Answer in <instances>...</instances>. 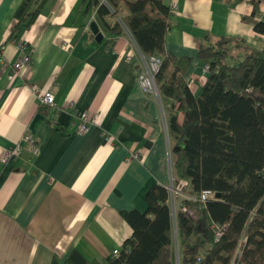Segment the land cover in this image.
<instances>
[{"label":"crops","instance_id":"1","mask_svg":"<svg viewBox=\"0 0 264 264\" xmlns=\"http://www.w3.org/2000/svg\"><path fill=\"white\" fill-rule=\"evenodd\" d=\"M82 1L48 0L13 41L22 0H0V264H53L54 257L64 262L73 250L104 262L133 234L122 211H145L155 184L177 190L184 184L169 133L172 105L139 83L144 54L123 24L127 11L120 6L111 18L125 28L115 35ZM164 4L176 6L166 48L193 59L185 78L195 96L209 74L198 58L206 37H236L232 51L245 55L264 48V34L243 21L252 14L250 0ZM260 9L256 18L264 20V0ZM25 54L30 59L16 71ZM49 91L55 106L41 101ZM83 111L97 120L79 133L73 114ZM175 116L183 123V111ZM25 134L34 137L39 153L9 155L18 143L26 146Z\"/></svg>","mask_w":264,"mask_h":264},{"label":"trees","instance_id":"2","mask_svg":"<svg viewBox=\"0 0 264 264\" xmlns=\"http://www.w3.org/2000/svg\"><path fill=\"white\" fill-rule=\"evenodd\" d=\"M262 0H250L253 11L243 21L264 34L257 19ZM48 0H22L9 40L31 27ZM112 34L125 28L147 57L162 58L156 76L171 118L184 112L183 123H169L176 140L175 170L183 185L175 211L170 186L153 185L145 196L146 209L122 211L133 228L119 255L104 262L88 260L73 250L64 262L53 264H264V48L252 50L229 64L236 37H206L198 58L209 65L207 81L195 96L186 81L192 58L167 50L172 9L164 0H83ZM127 13L113 21L119 7ZM41 109H47L41 104ZM204 190L215 197L197 200ZM220 193V197L216 194ZM218 232H221L220 236Z\"/></svg>","mask_w":264,"mask_h":264},{"label":"built area","instance_id":"3","mask_svg":"<svg viewBox=\"0 0 264 264\" xmlns=\"http://www.w3.org/2000/svg\"><path fill=\"white\" fill-rule=\"evenodd\" d=\"M176 8L175 5L172 6V9L174 10ZM19 47L24 51L25 46L24 44H19ZM2 48V45L0 44V50ZM30 59V55L25 54L24 57L16 62L14 64V67L16 71H19L26 62ZM162 65V58L157 55H153L150 57H147L143 55V67L139 74V83L142 87V89L146 93L156 94L159 95V89L158 84L156 80V76L161 68ZM209 65H206L205 69L207 72H209ZM41 101L44 104L55 106V95L53 92H45L42 97ZM74 117L78 118L80 120L79 124L77 125V131L79 133H85L89 130L90 124L93 122H96L97 116L96 115H90L88 111H83L81 113H74ZM23 141L26 143V146L21 145L18 143L14 149L9 151L10 154L19 155L23 149H28L34 154L39 153V145L35 142L34 137L31 134H25L23 136ZM171 191H175L172 187H170ZM176 193V192H175ZM215 197V193L212 190H204L200 195L197 196V200L201 202H206L209 198ZM221 232L218 233L220 235ZM121 252V249H115L112 253V255L116 256L119 255Z\"/></svg>","mask_w":264,"mask_h":264},{"label":"rangeland","instance_id":"4","mask_svg":"<svg viewBox=\"0 0 264 264\" xmlns=\"http://www.w3.org/2000/svg\"><path fill=\"white\" fill-rule=\"evenodd\" d=\"M244 57H245V51L236 49V50H233L232 52H230V54L227 57V62L229 64H237ZM171 192H172V194H171V205H172L173 211H175V208L177 207L179 199H180V193L176 188H175V191L173 190ZM175 264H177L176 253H175Z\"/></svg>","mask_w":264,"mask_h":264},{"label":"water","instance_id":"5","mask_svg":"<svg viewBox=\"0 0 264 264\" xmlns=\"http://www.w3.org/2000/svg\"><path fill=\"white\" fill-rule=\"evenodd\" d=\"M90 28L92 30V32L96 35L97 38H101L102 37V34L99 32V28H98V25L96 23V21H92L91 24H90ZM171 121L172 122H176L177 121V117L176 116H173L171 118ZM217 197H220V193L216 194Z\"/></svg>","mask_w":264,"mask_h":264},{"label":"bare ground","instance_id":"6","mask_svg":"<svg viewBox=\"0 0 264 264\" xmlns=\"http://www.w3.org/2000/svg\"><path fill=\"white\" fill-rule=\"evenodd\" d=\"M219 233V232H218ZM220 236V235H219Z\"/></svg>","mask_w":264,"mask_h":264}]
</instances>
